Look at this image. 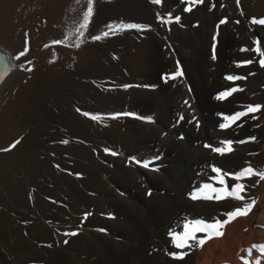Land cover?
I'll return each instance as SVG.
<instances>
[{
  "label": "rangeland",
  "instance_id": "obj_1",
  "mask_svg": "<svg viewBox=\"0 0 264 264\" xmlns=\"http://www.w3.org/2000/svg\"><path fill=\"white\" fill-rule=\"evenodd\" d=\"M180 1L182 4L179 9L165 12L166 17H173L172 23L162 24L168 33L173 25L185 27L193 22L190 26L199 28L202 23L195 16L196 20L192 18L185 24V14L191 11L193 13L197 4L192 5L191 11H184L188 5L185 0ZM86 5L87 0H31L32 13L28 17L33 18L30 23L25 24V30L20 28L24 46L21 51L28 49L26 59H17L15 47L4 42L13 50L15 60L24 66L22 68L25 71L0 96V173L9 172L12 177L8 187L11 190L0 188V264H157L156 221L140 213V207L146 204L143 201H148V205L151 204L152 207L151 217L157 216L156 173L160 155L155 138L157 128H147V124H157V89L162 84L178 79L171 78L178 70L181 72L179 78L185 77L186 69L182 60L177 58L174 44L168 40L162 51L173 62L171 71L163 69L164 72L161 73L159 70V82L162 84L157 83V64L161 63L160 59L157 60L156 50L157 21L160 20L157 19V4L152 3V0H93L90 25L83 29L84 36L80 46L75 47L76 29L83 22ZM176 16L180 17L179 22H175ZM250 16L251 23L253 18H264V15ZM121 21L150 27L142 31L129 29L116 32L100 40L92 39L107 31V25ZM217 23L219 21L213 26L215 33L209 47L213 65H209L208 74L212 81L218 74L219 80L227 82L228 86L213 94L211 91L204 92L205 104L211 107L213 102L222 103L240 93L236 91L231 96L218 100L216 97L221 91L238 87L242 92L246 88L241 84L246 79H226L228 75L249 78L252 71L244 73L238 71V68H246L252 63L238 66L237 62L260 58L254 51L256 43L251 40L250 43L253 44L243 47L236 45L233 49L235 54L240 55L242 52L245 58H241L245 60L232 55L230 44H227L223 60L217 61V40L213 41L215 34L216 39L218 38ZM66 36L69 39L65 43H52L54 40H64ZM164 38L167 36L164 35ZM214 43L215 50L212 49ZM242 48H248V51H241ZM249 53L251 55L248 56ZM144 55H149V59L153 57L146 62ZM80 60L83 61L80 63ZM220 62L225 67V73H218ZM144 63L147 64L145 67ZM89 65L101 74L88 80L91 85L87 90L93 95L95 109L91 117H101L96 120L91 118L93 128L97 134H105L108 130L106 138L116 149L104 152L95 144L92 155L77 157L72 150L75 134L74 128L71 129L74 127L73 120L68 113L72 107L74 82L70 75L75 68L76 71H85ZM139 66H143V70L138 69ZM140 71H144L141 79L137 77ZM152 73L156 75L155 80H152ZM201 73L206 74L204 70ZM253 75L254 72L251 73ZM191 85L188 84L186 88L192 92ZM206 90L205 88L204 91ZM110 93L119 96V99L122 96V101L118 99L122 104L124 98H131L134 93H138L140 97H134L135 108L128 109L114 106L115 102L111 104ZM240 104L244 105L240 110L229 112L221 107L215 110L219 116L218 127L216 126L218 129L225 122L224 116L246 109L245 103ZM118 113L121 115L113 118ZM124 113L131 115H123ZM249 115L227 129L248 130L249 123L254 121L253 115ZM112 124L114 128L111 127ZM250 137L254 136L244 137V140L252 143L253 140L247 139ZM14 143V148L6 150ZM218 146L221 147L222 144L215 147ZM102 154L104 157L101 160L98 156ZM93 157H98L99 162H93ZM137 161L150 162L146 168L153 171L154 175H132V167L143 166ZM232 182L228 183L229 188L238 181ZM215 184L219 185L217 182ZM73 232L76 234L71 235Z\"/></svg>",
  "mask_w": 264,
  "mask_h": 264
},
{
  "label": "bare ground",
  "instance_id": "obj_2",
  "mask_svg": "<svg viewBox=\"0 0 264 264\" xmlns=\"http://www.w3.org/2000/svg\"><path fill=\"white\" fill-rule=\"evenodd\" d=\"M30 2L31 0H0V50L7 55L10 70L4 72L0 60V96L10 84L17 82V78L25 71V68H22L21 64L15 60L13 50H10L4 42H7L10 46L12 45V48L15 47L16 55H19L24 48L20 28H24L25 30V24L30 23L33 18L28 17L32 13ZM181 4L180 0H162L161 4H157V16L159 14L167 18L165 12L179 9ZM250 15L257 17L264 15V0H239V3H237V0H203L202 4H197L194 7L193 13L191 11V13L185 14L184 16L185 24L189 23L188 21L192 20L195 16L197 17L196 19H201L202 23L199 28H193L190 26L193 22H190V25L187 24L185 27L173 25L171 32L168 33L162 23L157 21L156 50L157 60L160 59L159 61L161 62L159 65L157 64V83L162 84L159 82V70H161V73L163 69L167 72L171 71L172 60L162 51L163 45L168 40L174 44L177 51H175L177 58L179 57L182 60L187 73L185 77H178V79L171 80L167 84H162L157 89V124H147V128L150 126L157 128L155 138L157 139V152L160 155L159 160H157L156 173L157 207L155 211H157V216L151 217L152 207L151 204L148 205V201H143L146 204L140 207V213L142 216L146 217L148 215V217L154 218L156 221L157 264H245V260L247 264H256L257 261H259V264H264V252H261L259 248L252 247L253 245H264V180L257 182L259 178L256 176L240 180V183L247 186V191L242 193L246 197L245 201H236L232 198L222 201H216L214 199L206 201L202 198L193 200L190 196L204 182L213 183L216 187H221V185H216V182L210 179L216 175L212 171V166L222 169L223 173L226 174L236 173L247 166H251L256 170H264V67L259 64V60H254L246 68H238V71L244 73H248L249 71H252L251 73L254 72V75H250L251 77L249 76L248 79L246 76V82L241 83L246 86L242 92L240 91L233 98H228L222 103L215 104L216 102H213L212 107L207 106L204 100V92L208 93V91H211L210 93L213 94L215 91L218 92L228 86L227 82L219 80L218 74L213 81L208 74L209 65H213L209 55L211 52H209V47L211 37L215 33L213 26L217 21L228 17L227 22L219 26L218 38L215 39L217 40L215 50L217 51V61L223 60L227 44H230L229 49L233 52L236 45L243 47L259 40V44H256V46L260 47L261 51L264 52V25L259 26L258 24L256 26L251 23L248 17ZM196 19L194 18L193 20ZM164 35L167 38H164ZM251 40L253 41L250 43ZM147 50L149 51V49ZM150 51H152L151 48ZM148 54L151 55V53ZM234 54L233 52L232 55ZM144 56L146 62L153 57L149 59V55ZM235 56L240 57L239 59L241 60L245 58L242 52H240V55L235 54ZM243 56L244 58H241ZM257 56L260 57L259 55ZM25 57L26 55L21 57V59L24 61L26 59ZM82 61L80 60V63ZM142 67L139 66L138 69L143 70ZM217 69L220 74L225 67L220 62ZM74 70V73L72 72V75H70L74 81H72V107L71 110L69 108L70 112H68L73 120L72 126H74L71 128H74L75 134L74 149L71 148L76 153L74 155H78L77 157L92 155L95 144L104 152L107 149L108 151L109 149L115 150L116 148L112 145L113 143L106 138L108 136V130H106L105 134H97L98 132L96 133V130H94V125L91 121L94 102L92 99L93 95H90L87 87L89 86L90 88L91 84L89 81L92 80L91 78L93 76L96 77L97 74V77H99L101 74H98V70L93 69L91 65L85 71H76V68ZM146 70L150 71V69ZM203 70L206 74L201 73ZM140 72L137 76L138 78L144 75V71ZM147 74L149 73L147 72ZM151 76L154 78L152 80H155V73H152ZM219 81L220 84H218ZM188 84H192L191 89L193 93L186 88ZM205 88L207 89L206 91H204ZM138 96V93H134L131 98H124L122 104L120 103L123 100L121 99L122 96L120 100L119 96L110 93L109 102L111 104L115 102L114 106L117 107L123 106L128 109H134V101ZM240 103H245L246 105H248L247 103H250V105L252 103L253 105L262 106L261 110L250 114L255 116L256 119H253L254 121L249 123V129H218L219 116L216 115L215 110H218L219 107L229 112L234 109L240 110L244 106ZM85 112L90 115L85 116ZM111 127L114 128L115 126L112 124ZM247 136L255 137L252 143H249V140H244V137ZM72 139L74 140V138ZM225 140L233 141V151L231 153L219 155L216 152L214 153L210 148L205 147L206 144L215 147L216 145L222 144ZM239 141L246 142L239 143ZM98 157L102 160L104 156L102 154ZM98 157H93V162L96 163L99 160ZM131 170V174L135 177L136 175H140V173L147 177L154 175L153 171L140 165H135ZM225 179L229 182H235L234 179L228 176H225ZM10 182H12V177L9 172L0 173V188L3 187L5 191L11 190V188H8L11 185ZM126 189L127 191L129 190L128 188ZM252 199L255 200V205L247 215L238 216L230 223L224 225L222 229L224 235L222 237L207 239L203 246H199L193 242L190 248L178 249L172 242V237L169 236L170 230L182 232L185 221L202 219L207 222H214L216 219L224 220L226 219L225 214L227 212L233 211L236 208H242L244 203L251 202ZM140 201L142 202V200ZM123 211L125 212V210ZM197 235L203 236L204 234L197 233ZM250 248L252 252L249 255L248 249ZM181 251L186 253L183 258H175L170 255L172 252L179 253Z\"/></svg>",
  "mask_w": 264,
  "mask_h": 264
},
{
  "label": "snow or ice",
  "instance_id": "obj_3",
  "mask_svg": "<svg viewBox=\"0 0 264 264\" xmlns=\"http://www.w3.org/2000/svg\"><path fill=\"white\" fill-rule=\"evenodd\" d=\"M203 0H185V3L188 5L185 7L184 11H191L192 10V5L200 4L202 3ZM152 3L154 4H161L162 0H152ZM237 3H239V0H237ZM93 15V0H87V5H86V11L83 13V22L80 24L79 28L76 29L75 37H76V43L75 47H79L80 43H82L81 38L84 36V31L83 29L87 28L90 19ZM157 19L160 20L162 24H169L173 22V17L169 15L167 18L164 16H160L158 14ZM175 22L180 21V17L176 16L174 17ZM227 22V18L221 19L219 21V24L217 25V28H219V25L225 24ZM252 22L254 24H259V25H264V18L256 19L253 18ZM149 25H144V24H138V23H125L121 21L120 23H114V24H109L107 25V31L102 32L100 35L93 36V40H100L102 38L108 37L110 34H115L116 32L124 31V30H129V29H135L137 31H142L147 28H149ZM73 34H69L71 36ZM69 36H66L64 40H54L52 41L53 44H61L67 42L69 39ZM216 37H213V40L215 41ZM256 44H259V40L255 42ZM47 47V45H46ZM213 50H215V43L213 44ZM28 49L25 48L24 51H21L19 55L17 56V59L20 57H23L26 55ZM241 51H248L247 48H242ZM254 51L259 54L260 59H259V64L264 67V52L261 51L260 47H255ZM213 59H215V55H213ZM253 60H246V61H239L237 62L238 66H243L247 64L253 63ZM23 67V65H21ZM181 75V72L178 70L175 74L171 75L172 79H175L176 77H179ZM251 75V73H250ZM227 80L229 81H235L239 79H246L245 77H239V76H232L228 75L226 77ZM127 87V86H125ZM242 89H239L238 87H232L229 88L225 91H221L217 95L218 100H223L228 96H231L234 92L236 91H241ZM262 106L261 105H247L246 109L243 111H237L233 113L232 115H227L224 116V123H221L219 127L221 129H227L232 126V124H235L236 121L240 120L243 117L248 116L250 113H256L257 111L261 110ZM79 111V109H78ZM85 116H89L90 114L85 112ZM121 114H114L113 118L118 117ZM123 115H131L130 113H124ZM92 119H100L98 115H93L91 117ZM182 119V117H181ZM252 119H256L255 116H252ZM250 140H254V137L248 138ZM246 141H239V143H244ZM18 143V141L16 142ZM64 143H67V141H64ZM233 141L231 140H225L222 142V147H213L211 145H205V147L210 148L212 151H215L216 153H219L223 155L224 153H231L233 151L232 148ZM15 147V143L9 147V149L6 150H11V148ZM107 151V150H106ZM137 163H142L144 167H149V163L147 161L140 162L137 161ZM212 171L216 173L215 176L211 177L210 179L212 181L217 182L221 187H216L213 183H208L204 182L201 184V186L193 191L190 196L193 200L197 199H204V200H216V201H222L228 198L235 199L236 201H245L246 197L242 193H245L247 191V186L243 183L236 182L234 183L230 188L228 186L227 180L225 179V176H228L235 181H240L243 178H250L253 176H256L259 178V181L264 180V170H256L252 168L251 166H247L242 168L240 171L236 173H223L222 169L212 166ZM214 194V195H213ZM255 205V200L252 199L251 202H246L244 203L242 208H236L233 211L227 212L226 219L220 220L216 219L214 222H207L202 219H196V220H190V221H185L183 223V231L182 232H174L172 230L169 231V236L172 237V242L175 244V246L178 249H185V248H190L192 246V243L195 242L199 246H203L206 242L207 239L213 238V237H222L224 235L222 229L224 225L230 223L234 218L238 216H244L247 215L252 208ZM197 233H203V236H198ZM71 235H75L76 233H70ZM67 241H65L66 243ZM253 248H259L261 252H264V245H253ZM252 249H248L249 255L251 254ZM175 258H183L184 255H186L185 252L181 251L179 253L177 252H172L170 253ZM242 259H244L242 257ZM245 264H247V261L245 260ZM256 264H259V261L256 262Z\"/></svg>",
  "mask_w": 264,
  "mask_h": 264
},
{
  "label": "water",
  "instance_id": "obj_4",
  "mask_svg": "<svg viewBox=\"0 0 264 264\" xmlns=\"http://www.w3.org/2000/svg\"><path fill=\"white\" fill-rule=\"evenodd\" d=\"M0 60L2 62L3 71L7 72L9 70V63H8V57L5 54V52L0 50ZM10 71V70H9Z\"/></svg>",
  "mask_w": 264,
  "mask_h": 264
}]
</instances>
